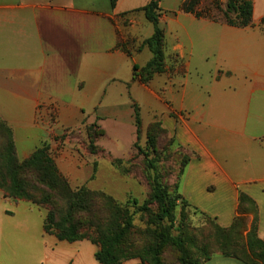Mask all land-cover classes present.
Instances as JSON below:
<instances>
[{
  "label": "crops",
  "instance_id": "1",
  "mask_svg": "<svg viewBox=\"0 0 264 264\" xmlns=\"http://www.w3.org/2000/svg\"><path fill=\"white\" fill-rule=\"evenodd\" d=\"M163 1L166 70L143 84L133 79V68L153 57L147 47L140 50L154 32L140 10L149 0H118L115 7L111 0H0V118L26 160L45 143L51 153L69 147L88 125L108 131L113 124L118 132L131 101L143 100L189 155L184 198L227 228L240 194L249 196L264 240V0H253L247 28L182 12L185 0L176 9H163ZM6 204L32 210L0 190V221L14 217ZM45 235L48 256L39 264H52L56 237ZM69 246L61 245L70 258L60 264H85L79 247ZM72 247L78 249L69 252ZM205 264L243 263L220 256Z\"/></svg>",
  "mask_w": 264,
  "mask_h": 264
},
{
  "label": "trees",
  "instance_id": "2",
  "mask_svg": "<svg viewBox=\"0 0 264 264\" xmlns=\"http://www.w3.org/2000/svg\"><path fill=\"white\" fill-rule=\"evenodd\" d=\"M117 1L111 0L113 7ZM161 3L162 0H149L147 5L140 9L154 28L152 36L146 39L140 48L141 50L147 47L153 54L152 59L143 67L135 65L133 68V79L143 84H148L156 74L166 70ZM198 5L199 0H185L180 11L202 17L203 14L196 10ZM223 15L224 19L220 22L229 26L236 28L253 26L254 2L227 0ZM262 24L264 26V19ZM134 117L139 132L141 117L137 108ZM159 123L161 130L166 132L162 123ZM0 132L7 136L5 152L0 154V190L4 196L47 208L44 232L55 236L59 241L69 243L90 241L98 248L95 259L99 264H124L134 259L139 260L141 264H167L162 259L167 246L177 249L180 264L206 263L212 259V253L236 259L243 264H264V240L258 234L259 210L256 202L249 196L240 194L234 221L229 227L223 228L214 218L193 207L182 195V198L217 230L218 239L214 245L210 246L207 242L204 246L198 247L200 239L204 241L212 236L207 224L197 228L181 224L178 227L180 234L177 238L172 237L170 228L167 227L153 233L139 231L134 224V215L139 211L148 210L146 202L139 206L138 200L133 199L135 210L131 212L128 205L121 207L112 196L104 192L92 191L86 185L74 189L59 171L48 143L38 148L28 159L20 160L13 131L1 118ZM188 161L189 158L187 164ZM91 178L94 179V175ZM150 203L157 204L155 219L158 223L162 224L168 220L174 224L177 198H170L162 187L156 186ZM251 211L255 212V221L248 231L246 218ZM136 234L139 237L142 235V238L133 240L132 237L134 238ZM189 246L199 252V258L194 259Z\"/></svg>",
  "mask_w": 264,
  "mask_h": 264
},
{
  "label": "rangeland",
  "instance_id": "3",
  "mask_svg": "<svg viewBox=\"0 0 264 264\" xmlns=\"http://www.w3.org/2000/svg\"><path fill=\"white\" fill-rule=\"evenodd\" d=\"M226 1L199 0L196 10L203 14V18L220 22L224 19ZM181 2L182 0H165L163 9H176ZM135 108L138 109L141 117L139 132L135 125ZM120 120H124L126 124L124 127L118 126V132L113 129L117 125L113 124L106 125L108 131L99 125H88L82 134H73L69 147L60 144L53 148L52 157L57 167L58 162L69 176L72 182L70 184H73L72 188L77 189L86 185L92 191L104 192L112 196L121 207L128 205L131 212L135 210L133 199L138 200L139 206L146 202L148 210L139 211L134 215V224L140 229L139 231L146 230L153 233L167 227L170 228L172 237L177 238L180 234L178 227L181 224L193 228L207 224L212 236L204 241L200 239L198 247L204 246L207 242L210 246L214 245L218 239L214 225L208 223L202 214L182 198L181 185L189 155L175 143L173 138L161 130L160 117H154L143 100L133 99L129 108L122 113ZM6 145L7 136L0 132V154L5 152ZM59 146L67 148L69 155L62 158ZM64 160L67 162L65 165ZM70 163L77 166L72 167ZM93 175L94 179L91 178ZM83 179H87V182L82 183ZM156 186L162 187L170 198H177L173 225L168 220L160 224L155 219L158 207L156 203H150V198ZM6 206L9 212H13L10 211L11 209L15 210L13 204ZM28 207L32 210L30 208L27 212L22 208L18 212L15 210L14 217L6 215L0 221V264H39L48 256L46 245L49 238L43 231L47 208L32 203H29ZM254 221L255 212L251 211L246 218L248 231ZM141 238L142 235L139 237L138 234L132 237L133 240ZM54 239L56 238L52 237L49 255L52 264H60L65 260L68 262L70 258L66 251H61V245L69 249L71 248L69 245L78 246L81 252L80 260L85 264H99L95 254L89 250L90 245L92 249L96 247L90 241H84L79 246L78 243L68 244ZM54 243L60 247L54 246ZM72 248L68 251L78 249ZM96 249L98 250L97 247ZM189 250L194 259L199 258L200 254L195 248L189 246ZM220 256L218 253H212V258ZM162 259L167 264H180L178 251L173 246L165 247Z\"/></svg>",
  "mask_w": 264,
  "mask_h": 264
}]
</instances>
